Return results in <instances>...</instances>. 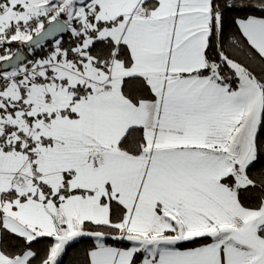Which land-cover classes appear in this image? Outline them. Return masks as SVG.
<instances>
[{
	"label": "snow or ice",
	"instance_id": "snow-or-ice-1",
	"mask_svg": "<svg viewBox=\"0 0 264 264\" xmlns=\"http://www.w3.org/2000/svg\"><path fill=\"white\" fill-rule=\"evenodd\" d=\"M0 264H264V0H0Z\"/></svg>",
	"mask_w": 264,
	"mask_h": 264
},
{
	"label": "trees",
	"instance_id": "trees-1",
	"mask_svg": "<svg viewBox=\"0 0 264 264\" xmlns=\"http://www.w3.org/2000/svg\"><path fill=\"white\" fill-rule=\"evenodd\" d=\"M73 259V255L70 253L69 257H68V262H70Z\"/></svg>",
	"mask_w": 264,
	"mask_h": 264
}]
</instances>
